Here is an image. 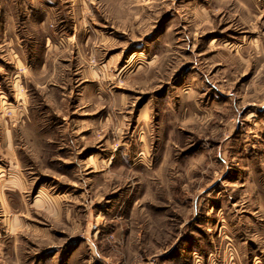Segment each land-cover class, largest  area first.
I'll list each match as a JSON object with an SVG mask.
<instances>
[{
	"label": "rangeland",
	"instance_id": "374dc122",
	"mask_svg": "<svg viewBox=\"0 0 264 264\" xmlns=\"http://www.w3.org/2000/svg\"><path fill=\"white\" fill-rule=\"evenodd\" d=\"M0 264H264V0H0Z\"/></svg>",
	"mask_w": 264,
	"mask_h": 264
}]
</instances>
